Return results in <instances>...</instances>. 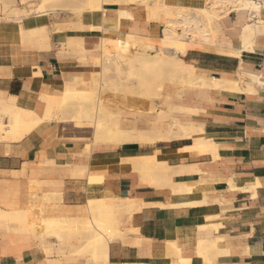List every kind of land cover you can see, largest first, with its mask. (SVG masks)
I'll return each mask as SVG.
<instances>
[{
  "label": "crops",
  "instance_id": "obj_1",
  "mask_svg": "<svg viewBox=\"0 0 264 264\" xmlns=\"http://www.w3.org/2000/svg\"><path fill=\"white\" fill-rule=\"evenodd\" d=\"M167 1L197 12L222 5L211 39L192 41L180 55L195 77L206 80L204 87L183 93L178 105L188 112L179 123L196 136L99 145L86 155L84 144L64 141L58 126L45 121L20 140L0 139V210L81 206L90 193L107 192L135 201L133 208L140 203L120 217L121 229L115 221L119 235L108 240L109 264H264V0ZM34 20L0 16V99L40 115L42 96L61 97L67 84L92 73L67 47L68 39L81 40L85 53L104 36L159 39L165 27L141 5L106 4L79 18L49 13ZM31 27H43L47 40L25 37L22 32ZM246 27L254 36L245 45ZM197 139L207 143L203 149ZM146 151L165 152L170 183L142 180L137 171L90 172L93 154ZM77 167H85L84 176L73 174ZM179 183L195 191L176 197L170 192ZM8 233L0 229V264L56 261L29 245L28 237Z\"/></svg>",
  "mask_w": 264,
  "mask_h": 264
},
{
  "label": "rangeland",
  "instance_id": "obj_2",
  "mask_svg": "<svg viewBox=\"0 0 264 264\" xmlns=\"http://www.w3.org/2000/svg\"><path fill=\"white\" fill-rule=\"evenodd\" d=\"M57 1L56 3L55 0L54 2L53 0L49 3L45 2L43 10L49 13L52 11L51 14L54 17L71 16L79 18L83 12L100 10L103 5H117L116 0H66V4L59 1V4L61 2V5L56 6V4H58ZM162 2L166 6L168 5L167 7L170 16V22L168 19H162L164 26H166V24L168 25V23H173H171L172 26L171 24L168 25L173 30L170 37L177 42H181L184 38L181 36V33L189 30L187 32L188 34L186 33L187 36L185 35V38L190 40L188 41L190 43L188 44V48L191 47L192 41L202 39L197 35H193L194 33L190 31V27L201 25L204 29H208L207 31L213 36L214 26L223 13V10H221L222 5L215 3L210 4L209 9H206L209 13L205 14V12L202 11L197 12L182 9L176 5L169 4L167 0H163ZM37 4L39 6L41 0H0V16L4 19L21 20L23 17H27L37 12ZM65 5H67V8ZM141 6L148 8L145 4ZM214 7L216 8V11ZM17 12L18 14H16ZM191 13L195 14V18L192 17ZM46 18L47 16H45V19ZM196 18L198 20H195ZM51 28L52 30H58L59 28L63 29L64 27L62 25H51ZM104 33L106 34V32ZM163 37L164 36L162 35L159 39ZM132 38L133 35H131L128 40ZM141 38L147 39V37L142 36ZM159 39H155V44H159V41H157ZM172 39H169L168 41H172ZM203 41L208 42L209 40ZM117 42L118 39L115 37L104 36L91 51H86L84 53L81 40H67V47L76 52L82 64L90 65L92 73L89 74L86 79H77L71 92L67 96H64L60 102L56 103V110L52 113L51 118L47 120L44 119L40 123L41 125L46 121L56 124L59 128L60 136L64 141L84 144V153L86 155L99 145L119 147L124 143L141 142L139 137L153 136V134H150L151 130H163L158 125H161L163 128L173 129L171 125L172 120L181 121V118L188 113L185 109L178 106L181 103L183 93L187 90L194 89L199 85L198 83L193 82V79L189 80L187 75L182 76L184 81L178 78L177 73L172 71L170 66L162 68L160 74H156L154 71L152 72V70L146 71V69L141 67L139 62L135 61L134 64H128V60L124 63L119 61L118 69H115L114 67L116 65L114 64H116L117 61L113 60L114 63L110 62V65L113 64V66H108V64H105L108 62L106 61L107 58L114 59V56L118 57L116 53ZM144 42L148 43L147 40ZM132 58L133 60H140L143 56H133L131 57V60ZM179 58L181 57L179 56ZM103 64L104 66L107 65L108 68L105 67L104 69ZM131 65H134V69L129 70L128 68ZM163 76L166 79H164ZM155 80L159 81L157 82L158 84ZM96 83L99 84L97 85ZM159 84L162 86L161 89L158 90ZM93 87H95V89L97 88L95 91H99L100 94H98L99 92L95 93ZM146 87L148 89H146ZM99 97H102L101 100ZM99 100L101 101V103L99 102L100 104L98 103ZM44 106L46 110L48 105L44 104ZM167 106L171 107V109ZM172 107L175 108L173 109L174 111H172ZM168 110L169 112H172L169 113ZM161 111L162 113H166L163 118H159V114L163 115ZM167 113L170 114L171 117H168L169 115ZM92 119L95 122L102 123L103 125L106 124L108 127L112 128V134H106V136L117 139V142L115 144L112 142V144L109 140H106L105 142H102L99 139L94 140L92 135L86 131L79 136L73 134V130L78 126L77 120L78 122L82 121L85 124H91L90 121ZM147 119H149V121L153 119L155 122H145ZM3 121L4 123H7L5 117L3 118ZM74 123H77V125H74ZM71 125L72 128H74L73 130ZM174 131L170 132V136L180 135L177 131ZM157 170H159V168L155 166L144 170L141 174L138 173L140 177L150 180L149 177H153ZM91 180H93L92 177H90L89 181ZM105 203L107 202L101 203L103 206L100 205V203H88V207H86L85 204L77 207L72 206L77 210L84 209L86 215L84 217L80 216V218H69L60 214L62 209L70 206H64V208H62L63 206H60L62 209L60 207L41 208L34 206L36 208L30 207L29 209L34 211L37 209V215L40 212V215H38L40 219L38 220L39 223L37 227L32 229L28 226V224H30V217L27 214L19 212V214L15 213L7 218H0V229H7L9 232L8 234L13 238L18 235L28 237L26 242L29 243V245L40 249L43 252L44 257L51 259L54 257V259L59 263L61 262V264H87V262H89L88 264H93L92 262L90 263V260L93 259L91 254L94 243V239L88 229V226H91L90 223L95 226H101L104 221H107V219H114L118 223V228L121 229L122 221L120 220V217L130 215L132 212L125 210H122L123 212H121V209L117 207H115L116 209H110L114 207L113 204H110L109 201L106 205ZM29 209L24 212H30ZM9 211L10 210H8V212ZM47 211H50L51 214L48 213L47 215ZM56 211L58 213H54ZM105 218L107 219L105 220ZM102 219H104V221ZM17 228L22 232L17 231Z\"/></svg>",
  "mask_w": 264,
  "mask_h": 264
},
{
  "label": "bare ground",
  "instance_id": "obj_3",
  "mask_svg": "<svg viewBox=\"0 0 264 264\" xmlns=\"http://www.w3.org/2000/svg\"><path fill=\"white\" fill-rule=\"evenodd\" d=\"M48 1L49 0H43V1L41 0V4L39 6L37 4V6H38L37 12H35L34 14L29 15L27 17L35 19L36 21L34 20L33 21L34 23L39 22V20H38L39 18L45 17L46 14L49 13V12L43 10V7L45 5L44 3L45 2L49 3L52 0H50L49 2ZM56 1L57 0H55V3H56ZM59 1L66 4V0H59ZM59 1H57L58 4H56V6L61 5V2L59 4ZM96 1H99V0H96ZM116 1H117V5H143V4H145L148 7V13H149V17L151 20H158V19L159 20L160 19L161 20L162 19H164V20L168 19V21L170 20L169 9L167 7L168 5L166 6L162 2L163 0H149V1L116 0ZM53 2H54V0H53ZM244 2L246 3V1H244ZM244 2H241V3H244ZM247 3H248V1H247ZM247 3H246V5H248ZM215 4H218V3H215ZM65 7L67 8V5H65ZM215 11H216V8H215ZM202 12H205V14L209 13V11H207V10L206 11L203 10ZM51 13H52V11H51ZM16 14H18V12ZM172 14H173V12H172ZM47 16H48V14H47ZM168 16H169V18H168ZM20 17H22V16H20ZM193 18H195V16ZM193 18H192V20H193ZM143 20H145V19H143ZM195 20H198V19L196 18ZM171 23H168V25ZM31 24H33V23L27 22V23H25V26L27 27V26H30ZM172 24H171V26H172ZM168 25L166 24L167 27L166 26L164 27V30H163V36L164 37L157 40V41H159V44H155V42H154L155 39H148V37H147V39H145V38H141V36H136V35H133V38L130 40H126V41L118 40L117 47H116L117 48L116 53H117L118 57L114 56V59L113 58H107L106 61H108V62H106L105 64H108V66H109L110 62H113V60L117 61V63L114 64V65H116L114 68L118 69V62L119 61H122L124 63L128 60V64L129 63L134 64V61H135V62H139L141 67L146 69V71L152 70V72L154 71V73H156V74H160L162 71V68H165V66L166 67L170 66L171 70L174 71L175 73H177L178 78L182 79L183 78L182 76L187 75L189 80L193 79L192 80L193 82H196L199 85H202L204 87L206 80L199 78V77H195L193 69L190 66L184 64L181 61V59L179 58L180 55H183L186 52V50L189 46L188 44H190L187 41L188 39L185 38L187 36L186 33L189 30L186 29L187 32L185 31V32L181 33V36L184 37L183 41L177 42L176 40H173L170 37V34H172L173 30ZM190 28H191L190 31H192L194 33L193 35H195V36L197 35L199 38H202L203 40H206V41L211 39L210 33L207 31L208 29L206 30L202 26L201 27L200 26H197V27L191 26ZM190 28H188V29H190ZM252 29L253 28H251V27H246L244 30H242L243 34H241V35H242V40H243L245 45L247 44V42L250 40L251 36L253 35ZM22 33L25 37H28L29 39H32V38L34 39V37H36V38H38V40H47V36L44 32L43 27H41L40 29H38L37 27L27 28ZM142 39L147 40L148 43L144 42L145 40H142ZM169 39L170 40L172 39V41H168ZM118 50H119V53H118ZM133 56H143V58H140V60L139 59L133 60V58H132V60H131V57H133ZM111 65L113 66V64H111ZM103 66H104V64H103ZM105 67L108 68L107 65L104 66V69H105ZM133 67H134V65H131V66H129L128 69L132 70V69H134ZM135 68H136V66H135ZM163 78H164V76H163ZM164 79H166V78H164ZM188 79H187V81H188ZM253 79H256V78H253ZM159 81L155 80L156 83ZM212 81H214L213 82V83H215L214 85H218V83H219L215 80H212ZM218 81H219V79H218ZM99 82H101V81H99ZM213 83H212V86H213ZM161 86H160V84L158 85V90L161 89ZM100 87H101V85H100ZM147 87H146V89H148ZM72 88H74V85H72L71 83L67 84L63 89V95L61 97H58V98L57 97H50V96H42L41 100L43 101L44 104L48 105V108L46 110H44V113L41 115L35 111H27L26 109L25 110L19 109L16 107L17 105L14 106L15 103L13 104L10 100H8L10 102H6V101L0 99V139L1 140H7V141L8 140L9 141L10 140L17 141V140L22 139L26 135H28L31 131H34V129H36L44 119L47 120V119L51 118L52 113L56 110V103L60 102L64 98V96H67L71 92ZM93 88H94L93 91H95L97 89V88L95 89V87H93ZM99 88H98V90H99ZM233 88H234V86H233ZM151 90L153 91L152 88H151ZM100 91H101V89H100ZM96 92H99V91H95V93ZM98 94H100V92ZM158 94H160V93H158ZM99 98L101 100L102 97H99ZM100 100L98 101V103L99 102L101 103ZM167 107H169V106H167ZM44 108H45V106H44ZM169 108L171 109V107H169ZM173 109H175V108L172 107V111H174ZM168 112H169V110H168ZM171 112H169V113H171ZM161 113H162V111H161ZM162 114L163 115L159 114L160 115L159 118H163V116H165L166 113L163 112ZM168 115H166V116L171 117L170 114H168ZM4 117L7 119V123H4V121H3ZM90 122H91V124H85L82 121L78 122V120H77L78 126L75 127L76 129L72 128V125H71L72 130L74 129L73 134L75 136H79L81 134H84V132L86 131L87 133H90L92 135V138H94V140L99 139L102 142L109 140V142H111V143L113 142L114 144L117 142V139L110 138V137L106 136V134H112V132H113L112 128L108 127L106 124L103 125L102 123L95 122L93 119ZM77 123L76 124L74 123V125H77ZM171 125H172L173 129H168V130L153 129L150 131V134H153V136L139 137V139L142 143H154L156 141L158 142V141H162V140H169L172 138H179L180 136L183 137L182 135H186V136L191 135L192 137L196 136L195 131L193 129H191L192 127L190 128V126L189 127L185 126L184 124H181L176 120H172ZM188 128H190V129H188ZM174 130H176L177 133H179L180 135L170 136V132L174 131ZM176 131H174V132H176ZM200 133H202V131ZM106 138H108V139H106ZM203 141L205 142V140H202V141L200 139L195 140V143H196L198 148L203 149V147H205ZM205 144H207V143L205 142ZM164 154H165V152H159V151H156V152H150V151L135 152V153H130V154H109V155H102V156L93 154L91 156L90 172H97L99 170L113 168L116 170L137 171L141 174L144 170L157 166L159 168V170H157V172L154 174L153 177H149L150 181L153 183H158V184L170 183V169L164 163V160H165ZM84 168H78L77 167V169L74 172L73 171L72 172L74 175L84 176L85 175ZM175 172H177V171H175ZM178 173H180V171ZM87 176H88V174H87ZM98 176H100V174ZM73 177H76V176H73ZM90 177H92V176L89 175V177H88L89 180H90ZM141 179L144 180L145 178L141 177ZM97 180H100V179L97 178ZM173 185H174V187L171 189L170 193H172L176 197L181 198V197H184V196L190 194L191 192L195 191V187L193 185L180 184V183L177 185H175V184H173ZM169 187H170V185H169ZM157 189H158V187H157ZM108 201L110 204H113V206H114L110 209H113V208L116 209L115 207H117V208L121 209V212H123L122 210L133 211L135 207L140 206L139 201L138 202L136 201L137 203H136V205H134L135 207L133 208V203L135 201L129 200V199H121L117 196H111L107 192L90 193L88 195L87 203L85 205H86V207H88V203H98V204L100 203V205L103 206V204H101V203H103V202L108 203ZM132 201H133V203H132ZM107 203H105V205ZM33 208H36V207H33ZM62 208H64V206ZM38 209L40 210V208H38ZM138 209L139 208H136V210H138ZM31 210L32 209H29L30 212H27L28 210L26 212H24L25 210L22 211V210H17V209H11L9 212L0 210V218H7L11 215H14L15 213L19 214V212H21L22 214H27L30 217V221H29L30 224H28V226H30L32 229H34L35 227L38 226V223H39L38 220L40 219L38 217V215H40V212L37 215L36 214L37 209H36V211H34V210L31 211ZM41 212H43V211H41ZM60 212H61L60 214H63L69 218H76V217L80 218V216L84 217L86 215L84 209L77 210V209H74V207H65ZM48 213H50V211L49 212L47 211L46 214L48 215ZM54 213H58V212L56 211ZM105 217H107V216H105ZM106 219L107 218H105V220ZM90 220H91V218H90ZM102 220L104 221V219H102ZM91 222H92V220H91ZM90 225L91 226H88V229H89L91 236L93 237L94 243H95V244L93 243V249H92V254H91V257H93V259H91V260H93V261L90 260V263L92 262L93 264L94 263L95 264L96 263L109 264L108 260H107V257H108V240L112 237H116L119 235V230L115 226V220L114 219H107V221H104L101 226L100 225L95 226L92 223H90ZM4 230H7V229H4ZM16 230L21 231L18 228ZM51 263L61 264V262L59 263V262H57V260L55 262H54V260H51ZM88 263L89 262H87V264Z\"/></svg>",
  "mask_w": 264,
  "mask_h": 264
},
{
  "label": "built area",
  "instance_id": "obj_4",
  "mask_svg": "<svg viewBox=\"0 0 264 264\" xmlns=\"http://www.w3.org/2000/svg\"><path fill=\"white\" fill-rule=\"evenodd\" d=\"M188 39V38H187Z\"/></svg>",
  "mask_w": 264,
  "mask_h": 264
}]
</instances>
